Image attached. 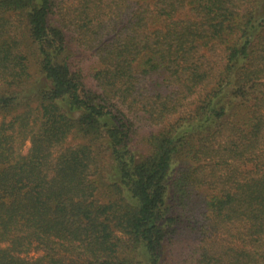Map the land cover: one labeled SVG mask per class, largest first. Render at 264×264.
<instances>
[{
    "label": "trees",
    "instance_id": "obj_1",
    "mask_svg": "<svg viewBox=\"0 0 264 264\" xmlns=\"http://www.w3.org/2000/svg\"><path fill=\"white\" fill-rule=\"evenodd\" d=\"M0 264H264V0H0Z\"/></svg>",
    "mask_w": 264,
    "mask_h": 264
},
{
    "label": "rangeland",
    "instance_id": "obj_2",
    "mask_svg": "<svg viewBox=\"0 0 264 264\" xmlns=\"http://www.w3.org/2000/svg\"><path fill=\"white\" fill-rule=\"evenodd\" d=\"M76 44H77L76 47L79 48V50H80L79 52L81 53V55H80L82 57L81 62H83L82 67L86 71L87 75L88 74L90 75V73L94 72L96 70V67H98V65H97V59L98 58H95L94 56H92L91 55L92 51L90 53V50L81 46L80 42H78ZM82 50H84V51H82ZM29 146H30V143H27L24 147V151H26L29 148ZM37 255L38 254H36V253H30L28 256H30V257L34 256L35 257Z\"/></svg>",
    "mask_w": 264,
    "mask_h": 264
}]
</instances>
